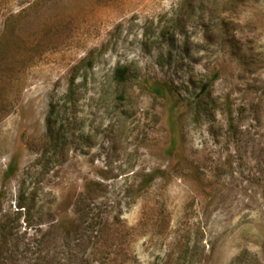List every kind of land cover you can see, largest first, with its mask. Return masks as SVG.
<instances>
[{"label": "rangeland", "instance_id": "374dc122", "mask_svg": "<svg viewBox=\"0 0 264 264\" xmlns=\"http://www.w3.org/2000/svg\"><path fill=\"white\" fill-rule=\"evenodd\" d=\"M86 180L125 225L108 264H264V0H0L2 213L67 252Z\"/></svg>", "mask_w": 264, "mask_h": 264}, {"label": "trees", "instance_id": "16d2710c", "mask_svg": "<svg viewBox=\"0 0 264 264\" xmlns=\"http://www.w3.org/2000/svg\"><path fill=\"white\" fill-rule=\"evenodd\" d=\"M115 74L119 84L127 81V69L125 67H118ZM153 89L162 92L160 91L161 88L157 86ZM69 94L70 92H67V95ZM200 102L196 101V104ZM56 117V105L52 103L47 116L44 148L41 152V158L49 155V161L65 145L62 142L63 126ZM176 148L177 142L173 139L169 148L170 154L175 152ZM140 188L138 191L142 193L145 185L142 184ZM105 192L104 184L99 181L86 180L81 185L75 198L71 199L72 213L58 218L56 224L62 231V245L67 246L68 250L64 253L55 251L53 254L45 249L50 243V233H41L40 230L28 239L24 232L13 225L9 216L2 213L0 198V264H5L12 259L18 262L26 261L24 258H27L31 264H33V260L34 264H69L68 257L80 258L83 264H108L115 247V243L110 242L108 238L111 234L117 233L119 227L125 228V225H123L120 213L116 212L113 206L114 201L112 202ZM19 208L30 210L27 205H20ZM72 244L74 246L86 244L88 247L91 246V250L85 256V254H81L82 252L74 249ZM29 253L32 254L31 257Z\"/></svg>", "mask_w": 264, "mask_h": 264}]
</instances>
